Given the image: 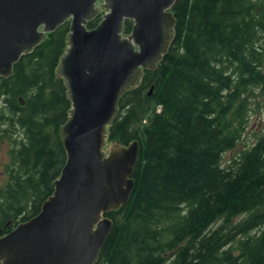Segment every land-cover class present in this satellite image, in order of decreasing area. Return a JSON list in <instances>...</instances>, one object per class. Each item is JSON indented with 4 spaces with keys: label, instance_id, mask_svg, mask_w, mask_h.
<instances>
[{
    "label": "trees",
    "instance_id": "16d2710c",
    "mask_svg": "<svg viewBox=\"0 0 264 264\" xmlns=\"http://www.w3.org/2000/svg\"><path fill=\"white\" fill-rule=\"evenodd\" d=\"M170 11L168 51L120 97L111 125L109 137L136 139L140 154L130 199L104 213L113 224L94 264H264V132L224 159L264 95V0H175ZM70 24L0 76V144L11 143L1 234L40 212L67 160L72 103L55 68Z\"/></svg>",
    "mask_w": 264,
    "mask_h": 264
},
{
    "label": "water",
    "instance_id": "95a60500",
    "mask_svg": "<svg viewBox=\"0 0 264 264\" xmlns=\"http://www.w3.org/2000/svg\"><path fill=\"white\" fill-rule=\"evenodd\" d=\"M96 1L0 0V76L10 75L23 53L72 19L55 68L72 103L61 126L67 160L40 212L0 232L2 264H94L113 224L104 213L134 191L140 143L109 133L120 97L138 88L144 69H156L168 51L175 0ZM105 9L103 20L87 29ZM126 18L135 21L129 37L122 34Z\"/></svg>",
    "mask_w": 264,
    "mask_h": 264
},
{
    "label": "rangeland",
    "instance_id": "374dc122",
    "mask_svg": "<svg viewBox=\"0 0 264 264\" xmlns=\"http://www.w3.org/2000/svg\"><path fill=\"white\" fill-rule=\"evenodd\" d=\"M103 3H104L103 0H98L96 5L98 6ZM107 12H109V10L105 9L98 13L100 15L102 14L101 15L102 20ZM69 19L72 20L71 18ZM87 29L89 28L87 27ZM122 34L124 37H129L131 36L132 32L126 33L125 31H122ZM253 101H254V103L252 104L253 111H251L250 122L248 124L246 133L244 134V137L238 144L237 148L227 152L224 155L225 161H229L240 150L244 149L246 145L248 144L250 145L251 143H253L259 134L264 132V95H259V94L256 95ZM10 148H11V143L7 138H5L0 144V187L4 186L8 180L6 173L3 174L2 171L5 170V166L10 162V157H9Z\"/></svg>",
    "mask_w": 264,
    "mask_h": 264
},
{
    "label": "flooded vegetation",
    "instance_id": "af4514ba",
    "mask_svg": "<svg viewBox=\"0 0 264 264\" xmlns=\"http://www.w3.org/2000/svg\"><path fill=\"white\" fill-rule=\"evenodd\" d=\"M10 157V156H9ZM9 164V163H8ZM7 166V165H6ZM6 166H5V170L4 171H2V173L4 174V173H6ZM6 175H7V173H6ZM8 176V175H7Z\"/></svg>",
    "mask_w": 264,
    "mask_h": 264
},
{
    "label": "bare ground",
    "instance_id": "6f19581e",
    "mask_svg": "<svg viewBox=\"0 0 264 264\" xmlns=\"http://www.w3.org/2000/svg\"><path fill=\"white\" fill-rule=\"evenodd\" d=\"M98 1V0H97ZM97 1H96V3H97ZM98 15V14H97ZM133 20V19H132ZM134 21V20H133ZM134 24H135V21H134Z\"/></svg>",
    "mask_w": 264,
    "mask_h": 264
}]
</instances>
